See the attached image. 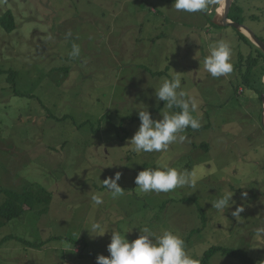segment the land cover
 <instances>
[{
	"label": "rangeland",
	"instance_id": "obj_1",
	"mask_svg": "<svg viewBox=\"0 0 264 264\" xmlns=\"http://www.w3.org/2000/svg\"><path fill=\"white\" fill-rule=\"evenodd\" d=\"M237 2L241 22L264 38V0ZM173 3L0 0V14L11 10L15 24L11 32L0 26V69L16 71L18 90L8 84L9 73H0V190L41 186L50 193L45 209L25 205L20 218L0 227V264H97L98 255H109L111 230H131L129 241L143 226L185 238L202 226L200 208L206 225L186 242L196 260L219 244L264 264L262 111L253 90L234 95L238 52L250 47L234 28H215L206 18L216 19L219 0L201 13L177 12ZM220 40L230 43L234 68L214 78L204 58ZM73 44L79 57L69 55ZM173 75L197 100L201 126H209L185 129V139L167 151H132L128 140L141 123L136 107L160 119L167 109H157L162 100L154 88ZM259 77L264 83V72L256 71L260 83ZM261 96L263 107L264 86ZM161 164L194 173L196 188L140 192L138 172ZM116 172L125 195L112 199L103 181ZM226 191L236 203L223 213L211 201ZM93 195L104 202L95 205ZM4 198L0 191V204ZM239 205L244 210L235 218ZM93 221L108 231L91 236L84 228ZM209 264L240 263L215 254Z\"/></svg>",
	"mask_w": 264,
	"mask_h": 264
},
{
	"label": "clouds",
	"instance_id": "obj_2",
	"mask_svg": "<svg viewBox=\"0 0 264 264\" xmlns=\"http://www.w3.org/2000/svg\"><path fill=\"white\" fill-rule=\"evenodd\" d=\"M215 2L218 0H174L172 8L177 12L201 13L206 12ZM80 52L79 45L73 44L69 55L76 58L80 56ZM231 58L230 43L225 40L217 41L209 48L204 58V68L214 78L227 76L233 71ZM181 85V76L173 75L171 78L162 79L159 86L154 88L156 100L164 101V107L167 109L161 112L160 119H153L147 107H136L141 123L128 140V144L133 146L132 151L136 153L167 151L169 145L185 139L181 134L185 129L201 127L199 116L194 115L198 113V102L195 97L183 90ZM120 178L121 173L116 172L114 177L105 178L103 181L112 199L125 195L124 187L118 183ZM134 183L142 193H166L186 186L195 189L197 178L194 173L179 171L161 164L139 171ZM233 195V191L223 192L215 201H211L212 208L225 213L226 209L236 203L232 199ZM241 195L247 196V192ZM91 199L97 206L104 202L100 195H93ZM243 210V205H239L231 215L237 218ZM84 229L93 237L103 236L108 231L101 223L95 221ZM139 230L137 238L131 241L125 235L131 230L123 233L111 230V240L107 246L109 255H98L97 264H197V260L190 254L179 233L163 229L157 234L148 226H143Z\"/></svg>",
	"mask_w": 264,
	"mask_h": 264
},
{
	"label": "trees",
	"instance_id": "obj_3",
	"mask_svg": "<svg viewBox=\"0 0 264 264\" xmlns=\"http://www.w3.org/2000/svg\"><path fill=\"white\" fill-rule=\"evenodd\" d=\"M167 1H171V0H167ZM232 12H236V14L231 15ZM237 12L238 13L242 12V7L240 5H236L233 8L230 14V18L232 20L241 22V17H238ZM206 18L208 19V21H210V24L213 27L221 28V26L214 23L210 18L208 17ZM242 21H244V18H242ZM0 26L6 32H11L14 29L15 27L14 17L11 10H7L6 12L0 14ZM237 33L239 35V38L243 40L250 47V50L246 54H243L241 51L238 52V57H239L238 62H236L234 66H236V70L237 69L240 70V75L237 78V82H235L234 95L238 94L239 89H241V91L253 90L256 93L257 102L258 104H260L259 110L261 111L262 110L261 95H262V88L264 86V83L261 77H259L260 83L259 81L256 80L255 73L257 71V74L260 75L264 72V55L260 52L259 48L255 44L249 41L247 37H245L239 32ZM141 67H143L144 69V66L141 65ZM243 68H245V70H243ZM68 69L69 68H66L64 72H67ZM2 72H5V74L9 73L7 77L8 84H10V87L13 89L14 93L18 94V90L15 87V81H14L16 78V71L11 69L9 70L0 69V73ZM163 73L165 72L164 71L157 72L158 75ZM164 103L165 102L162 101L157 109H160L164 105ZM174 110L179 111V109H174ZM207 126L209 125L207 124L204 127L201 126L198 130L205 129L207 128ZM200 146L203 148H207L208 144L202 143L200 144ZM25 188L27 189H24L20 192L9 189L0 190L5 195L3 202L0 204V227L10 220L20 218L22 216V213L27 210L26 208H24L25 205L32 208H34L35 206L38 209L39 204H43V209H45V205L49 203L50 193L47 191V189L45 190L41 186L37 187L36 190L32 189V186H27ZM199 212L201 213L202 226L190 230L189 235L183 238L185 243L189 241L190 235L199 233L202 230V228L206 225L205 215L203 213L202 208L199 209ZM74 242H78V240L76 241L74 240ZM215 254H221L231 257L237 260L240 264H257L255 260L244 250L225 246V245H219V244H212L206 247L202 251L200 258L197 260V264H209L212 257ZM79 255L81 254L79 253Z\"/></svg>",
	"mask_w": 264,
	"mask_h": 264
},
{
	"label": "water",
	"instance_id": "obj_4",
	"mask_svg": "<svg viewBox=\"0 0 264 264\" xmlns=\"http://www.w3.org/2000/svg\"><path fill=\"white\" fill-rule=\"evenodd\" d=\"M238 0H230L228 5L225 8V11L221 17V19H213L212 21L216 24H218L219 26H227V27H232L234 28L237 32L241 33L242 35H244L245 37H247L249 39L250 42H252L253 44H255L260 52L264 55V38L259 36L257 33H255V31L249 27L248 24L244 23V22H239V21H235L232 20L229 16H230V12L233 10V8L237 5ZM250 35L255 38V41L251 39ZM264 102V100H263ZM261 126L264 130V106L262 107L261 110Z\"/></svg>",
	"mask_w": 264,
	"mask_h": 264
},
{
	"label": "bare ground",
	"instance_id": "obj_5",
	"mask_svg": "<svg viewBox=\"0 0 264 264\" xmlns=\"http://www.w3.org/2000/svg\"><path fill=\"white\" fill-rule=\"evenodd\" d=\"M230 0H219V4H218V7L216 9V15H215V18L216 19H221L224 11H225V8L226 6L228 5ZM251 39L255 41V38H253L251 35H250ZM263 129V128H262Z\"/></svg>",
	"mask_w": 264,
	"mask_h": 264
}]
</instances>
